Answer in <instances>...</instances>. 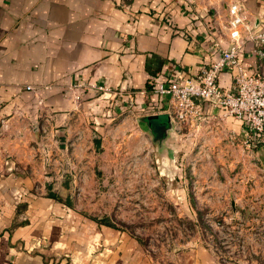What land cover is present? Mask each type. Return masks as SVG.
Instances as JSON below:
<instances>
[{
    "label": "crops",
    "instance_id": "obj_1",
    "mask_svg": "<svg viewBox=\"0 0 264 264\" xmlns=\"http://www.w3.org/2000/svg\"><path fill=\"white\" fill-rule=\"evenodd\" d=\"M189 1L0 0V264H152L110 228L90 232L71 207L50 197L54 190L37 184L41 147L57 145L51 133L62 128L67 135L87 128L90 111L102 114L101 100L114 116L124 102L127 114L156 110L143 124L169 125L165 102L140 93L152 82L196 76L219 59L216 44L229 47L231 0ZM238 1L263 17L264 0ZM238 59L254 63L251 43ZM218 83L229 89L231 76L220 74ZM83 84L107 93L73 88ZM226 122L247 141L241 123ZM97 241L110 244L90 253ZM174 264L217 262L199 249L178 254Z\"/></svg>",
    "mask_w": 264,
    "mask_h": 264
},
{
    "label": "rangeland",
    "instance_id": "obj_2",
    "mask_svg": "<svg viewBox=\"0 0 264 264\" xmlns=\"http://www.w3.org/2000/svg\"><path fill=\"white\" fill-rule=\"evenodd\" d=\"M101 101L87 128L51 133L60 141L42 145L37 184L54 190L90 232L110 228L152 264L199 249L217 264H264V139L246 142L208 112L193 125L170 122L157 145L141 123L156 110L131 115L122 102L114 116ZM152 130L158 138L164 131L158 122Z\"/></svg>",
    "mask_w": 264,
    "mask_h": 264
},
{
    "label": "built area",
    "instance_id": "obj_3",
    "mask_svg": "<svg viewBox=\"0 0 264 264\" xmlns=\"http://www.w3.org/2000/svg\"><path fill=\"white\" fill-rule=\"evenodd\" d=\"M188 2H190L188 0ZM238 0H231L227 6L224 29L229 47L216 44L219 59L212 64H203L196 76L169 82H152L140 94H152L164 101L166 113L175 128L182 124L193 125L205 113H215L219 121L233 119L246 130L247 141L264 139V15L255 20ZM252 44L254 63H242L239 51ZM222 73L231 76V87H220L218 80ZM107 93L104 86L77 85ZM27 90H31L27 87Z\"/></svg>",
    "mask_w": 264,
    "mask_h": 264
},
{
    "label": "water",
    "instance_id": "obj_4",
    "mask_svg": "<svg viewBox=\"0 0 264 264\" xmlns=\"http://www.w3.org/2000/svg\"><path fill=\"white\" fill-rule=\"evenodd\" d=\"M258 25V21H257V19L255 20V27ZM157 119V117H150L149 118V120H156ZM168 119H169V117H168ZM169 123H170V119H169ZM160 125V127L164 130V132H166V136H165V138H164V140L162 141V143L161 144H163L164 143V141L166 140V137H167V135H168V130H166V129H170V127H169V125H164V124H159ZM169 127V128H168ZM163 136H164V133H163ZM158 143H159V141H158ZM158 145V144H157Z\"/></svg>",
    "mask_w": 264,
    "mask_h": 264
},
{
    "label": "flooded vegetation",
    "instance_id": "obj_5",
    "mask_svg": "<svg viewBox=\"0 0 264 264\" xmlns=\"http://www.w3.org/2000/svg\"><path fill=\"white\" fill-rule=\"evenodd\" d=\"M149 132H150V135H152V137H153V142H156L157 144H161V143H158V141L162 138V135L161 136H159V138L156 136V134L154 135L153 134V130H152V125H149Z\"/></svg>",
    "mask_w": 264,
    "mask_h": 264
},
{
    "label": "trees",
    "instance_id": "obj_6",
    "mask_svg": "<svg viewBox=\"0 0 264 264\" xmlns=\"http://www.w3.org/2000/svg\"><path fill=\"white\" fill-rule=\"evenodd\" d=\"M148 121V120H147ZM142 123V122H141ZM143 124V123H142ZM50 197L56 199L58 202H62L55 194L50 193ZM67 202V201H66ZM69 204V203H68ZM104 225H106L107 227H112L111 225H109L108 223L104 222Z\"/></svg>",
    "mask_w": 264,
    "mask_h": 264
}]
</instances>
